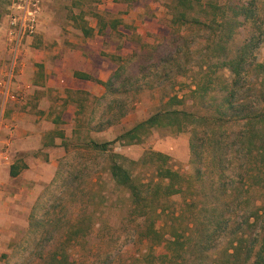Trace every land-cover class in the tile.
I'll return each mask as SVG.
<instances>
[{
  "label": "trees",
  "instance_id": "1",
  "mask_svg": "<svg viewBox=\"0 0 264 264\" xmlns=\"http://www.w3.org/2000/svg\"><path fill=\"white\" fill-rule=\"evenodd\" d=\"M80 1L92 5L99 0ZM164 7L170 16L168 35L143 43L126 58L118 56L110 77L98 81L110 99L106 116L98 117L92 130L102 132L118 123L129 111L131 93L168 87L162 107L116 140L138 144L155 128L187 131L193 173L178 172L169 155L149 150L131 162L152 175L136 177L124 164L126 158L109 147L112 141L88 138L83 146L108 155V174L127 193L122 219H130L135 236L147 243L144 264H181L188 251V264H264V196L251 194L264 188V61L257 60L264 45V0H169ZM88 13L97 19L98 31L107 25L116 30L120 24L116 18L107 23L94 10ZM83 14L72 15V20L89 36L94 29ZM65 166L59 163L49 187L65 183ZM236 166L245 172L240 175L242 191L229 177ZM23 168L25 163L15 161L9 175L15 177ZM174 195L182 200L171 201ZM48 202L39 196L31 207L19 253L38 246L42 250L33 264H72L70 242L95 225L101 229L108 220L105 211L93 207L62 228H47ZM240 210L241 219H236ZM223 241L220 258L213 254Z\"/></svg>",
  "mask_w": 264,
  "mask_h": 264
},
{
  "label": "rangeland",
  "instance_id": "2",
  "mask_svg": "<svg viewBox=\"0 0 264 264\" xmlns=\"http://www.w3.org/2000/svg\"><path fill=\"white\" fill-rule=\"evenodd\" d=\"M16 1L0 0V29L5 26V34L0 30V108L5 117L0 150L6 152L16 114L22 112L28 114L27 118L40 122L39 125H43L42 121L47 123L50 128L44 131L43 143L52 137L57 144L22 152L21 155L15 153V161L26 163V168L21 169L18 176L11 177L7 166L4 171L0 168V264H33L37 261L42 248L36 246L30 253L21 255L18 243L27 238L29 212L37 198L43 195L49 200L47 207L51 215L47 228H62L66 220L87 214L93 207L105 211L104 216L108 220L101 229L95 225L88 235L70 242L67 252L72 264H144L147 243L135 236V225L130 219H122L128 203L127 193L114 186L107 171L108 155L84 148L83 142L88 138L98 142L112 141L109 147L126 158L124 164L136 177L152 175L151 170L131 162L138 161L149 150L169 155L174 169L191 175L190 134L187 131L176 133L167 128H155L138 144H123L116 140L120 133L161 108L166 100L163 96L170 88H146L131 93L127 98V114L108 129L95 132L92 127L96 120L108 112L106 105L110 98L105 88L100 86L103 91L95 93L91 91L93 88L85 92H67L63 85L46 86L44 74L36 64L41 62L45 70L47 66L52 69L54 65H60L63 50L70 46L68 39L73 37L68 33L75 29L68 19L70 13L79 11L75 0H41L35 32L21 35H18V23L11 22L13 17L19 16L13 9ZM149 1L101 0L96 8L94 5L85 6L87 13L100 11L107 23L114 17L121 21L117 32L106 27L103 46L90 53L92 64L106 71V75L117 68L118 56L126 58L143 43H153L168 35L170 16L164 4L169 0H158L153 8H147ZM130 2L133 7H130ZM86 19L89 25L96 24L95 17L86 15ZM113 55L117 56L115 60L111 59ZM257 60L264 61V45L257 50ZM82 86L87 87L82 84V89ZM75 105H80L81 109L78 122L72 123ZM47 131H51L50 134L46 135ZM61 132L63 135L58 136L57 133ZM49 155L55 160V166L49 163ZM20 156L22 161L17 160ZM59 163L66 165L64 168L68 171L64 173L65 183L49 187ZM243 173L244 170L236 166L229 174L240 191V175ZM251 194L252 198L264 196V188H254ZM181 200V195L171 197V201ZM241 212L237 211L236 219H241ZM65 236L66 233L61 235ZM57 241L54 238L53 245ZM222 243L213 254L220 258H224L226 245L225 241ZM182 257L185 261L181 264H188L191 252L183 253Z\"/></svg>",
  "mask_w": 264,
  "mask_h": 264
},
{
  "label": "crops",
  "instance_id": "3",
  "mask_svg": "<svg viewBox=\"0 0 264 264\" xmlns=\"http://www.w3.org/2000/svg\"><path fill=\"white\" fill-rule=\"evenodd\" d=\"M100 1L101 0H99L96 4H92V5L85 4L80 0H75L74 3L79 10L78 13L79 14L84 13L83 17L85 20H87L86 15H90V16L92 15L87 13L85 6L90 7L94 5V7L96 8V6H98ZM125 1H131V0H125ZM126 3L128 4L129 2ZM157 3L158 0H150L148 3H146V7L153 8V6H155ZM130 5H131L130 7H133V4H131V2ZM96 12H100V11H96ZM78 13H70L68 17V19L72 21L75 29H73V32L71 31V33H68L71 36L73 35V37H70L68 39L70 46L63 50V56L60 65H54L52 69L50 66L49 67L47 66L45 70L41 62H38L36 64L39 67V70L44 74L43 77L46 79L45 80L46 86L57 87L59 85H63V89L65 88V91L67 92L70 91L85 92L92 88H93V90H91L92 92L95 93L96 91L102 92L103 91L102 87L103 88L105 87L101 84V82L98 81H106L112 73L110 75H106V71H102L101 69L96 68L95 65L92 64V60L90 59V53L97 51V49L103 46V42H104L103 38L107 34L106 27H108L110 31L113 29H111L110 26L107 25L103 31H98L97 19H96L95 25H89V23L87 22L88 25L94 29V31L91 35L85 36L82 30L79 27H77L72 20V15ZM116 19L120 21L119 18ZM41 23H43V20L41 21ZM119 25L117 26L116 30H113L114 32H117ZM0 30L5 34V26H2ZM120 56L122 57V55ZM112 57L111 59L115 60V57L117 56L113 55ZM80 75H88V78H82ZM61 82H64V84H61ZM82 84L87 85L86 88L82 86L84 90L80 87ZM97 94H102V93H97ZM79 107L80 105H75L73 109L72 123H76L75 113L79 110L78 109ZM0 111H1L0 112V135H1L2 132H5V117L2 113V109ZM27 115L28 114L24 112L16 114L17 117L15 121L16 123H14V128L11 132V135L9 136V142H7L9 146L7 147L6 152L5 150L3 151L0 150V168L1 170L4 171L5 166H7L8 174H9L10 165L15 162V159L13 158V155L15 153L21 155L22 152L23 153L28 151L30 152V150H36L37 148H41L42 146L48 147L57 144L52 137L51 139L43 143L42 136L43 135L45 136L44 131L50 128V126H48V124L45 123L44 121H42L43 125H39L40 122L37 123L35 119L31 120L27 118ZM50 132L51 131H47L46 135L50 134ZM57 134L58 136L63 135L62 132ZM21 158L22 157L20 156L19 159ZM48 161L49 163H51L52 166H55V160L52 159L51 155L48 156Z\"/></svg>",
  "mask_w": 264,
  "mask_h": 264
},
{
  "label": "built area",
  "instance_id": "4",
  "mask_svg": "<svg viewBox=\"0 0 264 264\" xmlns=\"http://www.w3.org/2000/svg\"><path fill=\"white\" fill-rule=\"evenodd\" d=\"M41 0H17L13 4V9L19 14L13 17L11 22L18 23V35L32 34L35 32L38 23Z\"/></svg>",
  "mask_w": 264,
  "mask_h": 264
}]
</instances>
